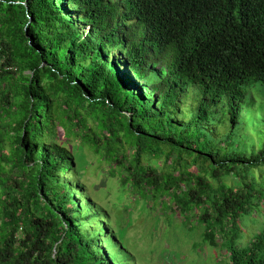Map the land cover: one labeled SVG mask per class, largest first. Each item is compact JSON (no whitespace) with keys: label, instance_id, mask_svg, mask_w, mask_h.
Masks as SVG:
<instances>
[{"label":"trees","instance_id":"trees-1","mask_svg":"<svg viewBox=\"0 0 264 264\" xmlns=\"http://www.w3.org/2000/svg\"><path fill=\"white\" fill-rule=\"evenodd\" d=\"M0 67V264H112L61 129L264 264V0H0Z\"/></svg>","mask_w":264,"mask_h":264},{"label":"rangeland","instance_id":"rangeland-1","mask_svg":"<svg viewBox=\"0 0 264 264\" xmlns=\"http://www.w3.org/2000/svg\"><path fill=\"white\" fill-rule=\"evenodd\" d=\"M113 55L119 56V51H113ZM251 98L264 99V83L252 89ZM187 100L192 103L191 97ZM60 137L76 155L79 181L85 189L84 193L79 189L75 192L79 204L86 205L88 199L113 216L114 223L106 218L107 231L103 232L101 240L102 249L109 247L112 264L113 260L116 264H227L225 250L202 240L203 228L195 217L190 214V221L184 214L175 212L167 197L159 201L123 186L118 177L110 175L114 166L83 145L79 137L67 139L62 129ZM263 227L264 204L261 211L244 220L241 244H247ZM97 233L93 231L92 236L97 238Z\"/></svg>","mask_w":264,"mask_h":264},{"label":"built area","instance_id":"built-area-1","mask_svg":"<svg viewBox=\"0 0 264 264\" xmlns=\"http://www.w3.org/2000/svg\"><path fill=\"white\" fill-rule=\"evenodd\" d=\"M4 70H15L16 68L13 66H6L5 68H3ZM3 69L0 67V74L3 71Z\"/></svg>","mask_w":264,"mask_h":264}]
</instances>
